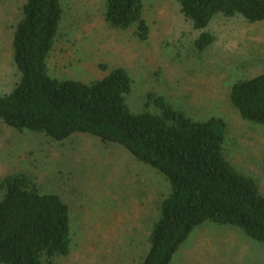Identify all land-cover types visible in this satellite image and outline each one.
Instances as JSON below:
<instances>
[{
	"label": "rangeland",
	"instance_id": "rangeland-1",
	"mask_svg": "<svg viewBox=\"0 0 264 264\" xmlns=\"http://www.w3.org/2000/svg\"><path fill=\"white\" fill-rule=\"evenodd\" d=\"M23 3L0 0V94L19 81L11 46ZM106 3L62 0V38L49 59L50 75L87 83L122 67L134 81L128 96L133 112H144L152 94L195 120L223 119L225 154L264 192V126L243 120L230 99L235 82L264 71V23L218 16L209 28L215 43L199 52L177 0H143L151 29L147 42L106 23ZM17 173L70 207L71 251L58 264L142 263L168 185L126 149L87 135L58 143L0 123V182ZM173 264H264V246L238 228L206 223L191 234Z\"/></svg>",
	"mask_w": 264,
	"mask_h": 264
},
{
	"label": "trees",
	"instance_id": "trees-1",
	"mask_svg": "<svg viewBox=\"0 0 264 264\" xmlns=\"http://www.w3.org/2000/svg\"><path fill=\"white\" fill-rule=\"evenodd\" d=\"M177 4L199 52L215 43L209 28L218 16L264 23V0ZM144 11L143 0H107L104 18L112 28L133 31L147 42L151 29ZM63 21L62 0H24L11 46L19 81L0 94V123L58 143L91 136L123 147L163 177L168 194L141 264H173L191 234L206 223L238 228L264 246V192L225 154L227 123L216 117L195 120L152 94L144 112H133L128 96L134 81L122 67L87 83L52 77L49 59L62 38ZM230 99L243 120L264 126V71L235 82ZM0 193V264H58L70 254L71 212L59 195L42 193L24 173L5 177Z\"/></svg>",
	"mask_w": 264,
	"mask_h": 264
}]
</instances>
